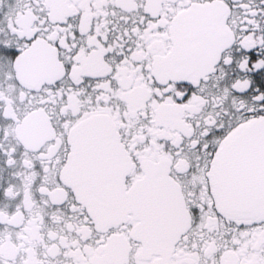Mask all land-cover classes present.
Instances as JSON below:
<instances>
[{
    "label": "snow or ice",
    "instance_id": "snow-or-ice-1",
    "mask_svg": "<svg viewBox=\"0 0 264 264\" xmlns=\"http://www.w3.org/2000/svg\"><path fill=\"white\" fill-rule=\"evenodd\" d=\"M0 264H264V0H0Z\"/></svg>",
    "mask_w": 264,
    "mask_h": 264
}]
</instances>
